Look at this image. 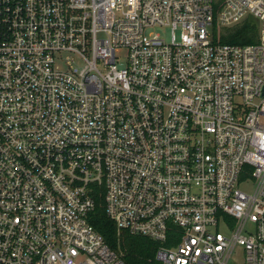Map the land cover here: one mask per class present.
<instances>
[{
	"label": "built area",
	"instance_id": "obj_1",
	"mask_svg": "<svg viewBox=\"0 0 264 264\" xmlns=\"http://www.w3.org/2000/svg\"><path fill=\"white\" fill-rule=\"evenodd\" d=\"M97 193L159 264H264V0H0V264H127Z\"/></svg>",
	"mask_w": 264,
	"mask_h": 264
},
{
	"label": "trees",
	"instance_id": "obj_2",
	"mask_svg": "<svg viewBox=\"0 0 264 264\" xmlns=\"http://www.w3.org/2000/svg\"><path fill=\"white\" fill-rule=\"evenodd\" d=\"M222 42L255 43L258 41V21L249 17L243 23L227 28ZM96 207L90 214V222L103 234L113 249H121L127 264H159L156 259L158 242L146 236L132 235L127 231L118 232L114 220L106 213L102 195H96Z\"/></svg>",
	"mask_w": 264,
	"mask_h": 264
},
{
	"label": "rangeland",
	"instance_id": "obj_3",
	"mask_svg": "<svg viewBox=\"0 0 264 264\" xmlns=\"http://www.w3.org/2000/svg\"><path fill=\"white\" fill-rule=\"evenodd\" d=\"M209 29H210V31H211V30H212V27L209 26ZM259 33H260V27H259V25H258V36H259ZM244 187H245V188H249V185H245ZM233 257H234V258L236 259V261H238V262H241V261H242V259H243V255H242V248H241V247H239V248L236 249L235 253L233 254ZM231 264H237V263H235L234 261H231Z\"/></svg>",
	"mask_w": 264,
	"mask_h": 264
}]
</instances>
